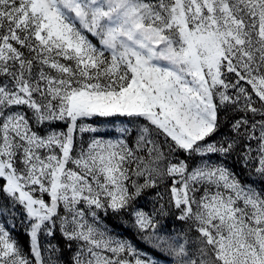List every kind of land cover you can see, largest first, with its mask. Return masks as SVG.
<instances>
[{
	"label": "snow or ice",
	"instance_id": "obj_1",
	"mask_svg": "<svg viewBox=\"0 0 264 264\" xmlns=\"http://www.w3.org/2000/svg\"><path fill=\"white\" fill-rule=\"evenodd\" d=\"M237 150L264 185V0H0V264H264Z\"/></svg>",
	"mask_w": 264,
	"mask_h": 264
},
{
	"label": "rangeland",
	"instance_id": "obj_2",
	"mask_svg": "<svg viewBox=\"0 0 264 264\" xmlns=\"http://www.w3.org/2000/svg\"><path fill=\"white\" fill-rule=\"evenodd\" d=\"M225 113H221V117L223 119ZM239 115V114H237ZM232 119H234V117H232L231 115H229V121H231ZM257 119H259V117H257ZM95 127H97L100 131H108L110 133H116V128L119 126L118 123L117 125H105V124H97L94 125ZM224 134H229L231 135V133H229V127L228 124H223L220 132L217 133L216 137H213V139L218 138L219 136H222ZM91 134H84L82 139L84 141H87L89 139V136ZM78 138H79V134H78ZM253 147H255V143L253 142ZM212 159H217V157H212ZM229 169H231L233 172H235V174L239 177L240 181L244 184H250L251 186H253L256 190H260L262 187H264V185H261L260 181L262 179V177L258 176L255 171H254V165H248L247 167L242 165L241 162V158L239 156V150H237L236 152H233L232 155L228 156V157H221L220 158ZM71 166V165H70ZM143 181L141 180V183ZM156 191L157 190H153V189H147L144 191V193L141 195L140 199H139V203L146 205L148 208H151L153 206V199L156 196ZM159 191H163V189H159ZM202 194V193H201ZM156 206H159V203L156 204ZM101 217L103 219H105V223L107 226L110 227V231L112 233H118L120 234L122 237H126L123 235V232L121 231V229H119L118 227H116V224L120 225L122 224L121 222V217L123 216V212L118 215L117 213H113L111 210H109L105 216V213L101 212ZM17 229L20 232H24V227L23 225H21L19 223V221H17ZM136 230V229H135ZM136 232V231H135ZM137 233V232H136ZM138 236V233H137ZM59 238V236H58ZM127 238V237H126ZM139 239V238H138ZM21 241V240H20ZM60 242V246L61 248L65 247V241L63 239L59 240ZM137 247L139 248H145V245H141L140 241L139 242H135L132 241ZM21 243H23V241H21ZM24 244V243H23ZM25 246V244H24ZM26 247V246H25ZM73 250H75L76 248V244L73 243L72 245ZM73 255L72 252L65 250L64 252V259H70L71 256Z\"/></svg>",
	"mask_w": 264,
	"mask_h": 264
},
{
	"label": "trees",
	"instance_id": "obj_3",
	"mask_svg": "<svg viewBox=\"0 0 264 264\" xmlns=\"http://www.w3.org/2000/svg\"><path fill=\"white\" fill-rule=\"evenodd\" d=\"M2 182V181H0ZM167 200V195H165V201ZM118 215H120L121 213H117ZM123 216L121 217V222L122 224H116V227H118L119 229H121V231L123 232V235L126 236L127 238H129L131 241H135V242H139L138 236H137V231L135 230V228L132 225V220H131V216L126 213L123 212ZM136 231V232H135ZM20 240L23 241V243L25 244V246L27 247V237L23 235V232H20ZM144 245V244H141Z\"/></svg>",
	"mask_w": 264,
	"mask_h": 264
}]
</instances>
